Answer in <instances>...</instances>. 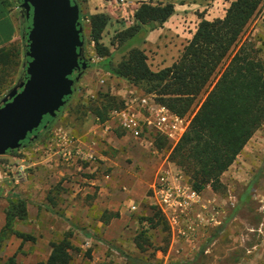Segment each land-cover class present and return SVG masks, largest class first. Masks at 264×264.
<instances>
[{
    "label": "rangeland",
    "instance_id": "rangeland-1",
    "mask_svg": "<svg viewBox=\"0 0 264 264\" xmlns=\"http://www.w3.org/2000/svg\"><path fill=\"white\" fill-rule=\"evenodd\" d=\"M141 1L171 2L174 12L160 28L147 34L144 43L128 44L127 40H120L119 33L135 23L133 14ZM230 1L76 0L85 37L84 55L90 66L83 69L75 79L71 99L48 131L17 150L0 155V208L5 213L10 210L13 214L15 211L10 209L11 206L17 203L16 199L23 200L26 216L28 213L32 216L33 211L42 209L41 204H45V199L49 204L48 211L54 217L55 213L63 214L60 212L65 205L62 195L74 190L72 181L79 189L74 196L75 202L91 204V193L96 194L101 184L109 186V183L102 182L103 172H112L116 187L123 190L122 186L125 185L129 189L122 194L123 200L129 201L132 198L138 207L131 209L126 206L122 215L119 210H115L118 217L111 219L110 236H103V225L97 221L99 219L105 223L107 210H98L92 214L93 222L80 225L83 231L78 242H72L75 237L72 230L64 231V234L70 236L74 246L72 255L75 264H171L175 261L186 263L194 260L199 261V264H235L246 255L252 257V252L259 253L261 264H264V122L221 175L222 186L217 191L206 187L199 192V203L189 211H167L165 214L160 209L151 186L159 171L155 170L156 163L153 160L154 157L159 158L156 152L153 154L149 148L142 147L148 156L138 159L135 152L139 146L137 142L123 138L120 132L113 135L106 131L108 118L101 122L88 108L90 103L98 104L107 95L120 102L117 107L121 103L122 107L125 100L135 95L147 94L155 98L154 94L148 93L146 83L134 84L96 66L103 57L98 56L95 43L90 38L89 22L94 13H104L108 17L99 43L108 49L115 64L126 58L131 49L138 47L145 53L150 69L158 70L169 66L178 58L201 18L211 20L222 17ZM253 20L246 27L241 41H253V35L249 33ZM262 39L264 40V36ZM210 87L200 93V102ZM191 116L192 113H188L183 117L188 124ZM56 127H62L61 129L76 136L83 134L96 140L98 146L92 152L94 164H66L57 152L56 162H52V167H47L46 172L39 170L38 165L45 164L41 161L34 164V158L47 153L45 140L46 143L51 141ZM176 143L166 141L164 147L159 148L160 159H168L169 151ZM168 145L171 146L169 150ZM55 148L53 147L54 151ZM21 162L26 167L24 176L17 174V165ZM169 168L178 169L174 164ZM34 176L40 179L37 186L32 183ZM20 183H25V186L19 187ZM84 191L89 194L85 200V196L81 194ZM158 211L163 214L168 228H164L163 224L150 227L146 221L147 217ZM25 219L26 217L22 219L23 224L27 222ZM18 220L20 219L17 217L12 220L14 230H17ZM52 221L53 224L55 219ZM142 230H146L151 243L145 251L137 249L134 242ZM25 234L34 239L20 238L21 242H16V239L10 242L11 237L0 239V264H5L10 256H14L18 264H35L48 256L50 243L60 235L56 231L48 237L44 234H38V237L31 233Z\"/></svg>",
    "mask_w": 264,
    "mask_h": 264
},
{
    "label": "trees",
    "instance_id": "trees-1",
    "mask_svg": "<svg viewBox=\"0 0 264 264\" xmlns=\"http://www.w3.org/2000/svg\"><path fill=\"white\" fill-rule=\"evenodd\" d=\"M263 1L231 0L222 17L211 20L201 18L178 58L158 70L150 69L145 53L138 47L131 49L126 58L115 64L108 49L99 43L108 17L104 13H94L90 17V38L95 43L98 56L103 57L96 63L100 70L134 84L146 83L148 93L154 94L159 103L177 116L192 113L177 143L172 148L168 145V150L171 148L168 158L184 171L191 187L197 192L206 187L217 191L222 186L221 175L264 122V58L253 41H241ZM173 12L171 2L141 1L133 14L135 23L119 33L120 40L135 45L144 43L147 34L160 28ZM209 86L200 102L198 96ZM118 103L114 97L107 95L98 104L90 103L88 108L103 122L111 109L121 106L122 103L117 107ZM65 105L55 117L44 116L46 128L36 139L51 128ZM165 142L161 137L156 144L161 148ZM47 199L51 200L50 197ZM16 202L10 208L15 213L12 214L10 210L5 213L0 239L11 235L23 240L34 239L12 228L14 217L20 220L26 217L24 201L16 199ZM105 215L107 222L117 217L118 213L106 211ZM146 221L150 227L163 224L164 228H168L160 211L147 217ZM134 242L140 251H145L151 245L146 230L140 231ZM50 247L47 259L36 264H75L72 255L74 246L69 235L52 241ZM5 264L18 263L14 256H10ZM171 264H199V261H175Z\"/></svg>",
    "mask_w": 264,
    "mask_h": 264
},
{
    "label": "water",
    "instance_id": "water-1",
    "mask_svg": "<svg viewBox=\"0 0 264 264\" xmlns=\"http://www.w3.org/2000/svg\"><path fill=\"white\" fill-rule=\"evenodd\" d=\"M24 18V71L0 99V155L31 142L73 94L86 69L83 25L75 0H14ZM29 134H32L28 136Z\"/></svg>",
    "mask_w": 264,
    "mask_h": 264
},
{
    "label": "crops",
    "instance_id": "crops-1",
    "mask_svg": "<svg viewBox=\"0 0 264 264\" xmlns=\"http://www.w3.org/2000/svg\"><path fill=\"white\" fill-rule=\"evenodd\" d=\"M24 29H25L24 18L22 17L21 11L18 8L17 3L14 0H0V98H2L3 95L6 94L18 82V80L23 74L24 62H25V46L23 39ZM249 33L253 35L252 40L255 43V46L258 47L259 54L261 55V57L264 58V40L262 39V37L264 36V29L257 23L255 19L250 25ZM107 124L108 125L105 126L106 127L105 130L108 131L109 133H112L114 135V133L120 132L123 138L132 139L135 142H137L139 146L136 147L135 152H137L136 156L138 157V159L148 156L147 152H143L145 150L142 149V147L149 148L153 154L156 152L155 154H157L159 158H155V157L153 158L154 163H156L155 170L162 171L168 169L171 166V164H173L172 162H170L169 158L168 159L166 158V160L160 159L161 155H159L158 152L159 147L157 146L156 142L159 138L162 137L161 135L154 136L152 141H144L141 139H137L132 135L125 134L119 127H116L115 125L109 123L108 121ZM61 128L62 127H56L54 129L55 130L54 137L51 139V141L49 140V142L46 143L45 140L44 145H45V149L47 150V153H45V155L42 154V156H40L39 158L37 157L34 158L35 159L34 164H37V162L40 161L41 163L45 164V166L38 165L39 170H41L42 172L43 171L46 172L47 167H52V162L54 163L56 162L55 154H57V152L59 153L61 148H70V145L72 143H76L79 146V148L82 149L81 151L84 153V156L73 157L70 160L66 161L59 154L58 156L66 164H75V163H83V162L94 164L93 162L94 155L92 152L98 146L97 141L91 139L90 137H86L83 134L77 136L73 135L69 131ZM110 128L112 129L110 130ZM69 143L71 144L68 145ZM53 147H56L55 151L53 150ZM111 174L112 172H107V171L103 172L102 182L106 184L109 183V186L101 184L99 188H97L98 190L96 191V194L95 192L91 193L92 195L91 204L75 202L76 197L74 196L77 194V192H79V189L77 186H75V183L72 181L71 184L72 183L74 184V190L73 191L70 190L69 194L62 195L65 200V205H64V209H62L60 212H62L63 214L55 213V216L53 217L50 211H48V207H49L48 201L44 199L45 204H41L42 209H40V211L38 210L39 212L37 211V209L33 211L32 216L28 213V215L26 216L27 220L25 219V221L27 222L25 224H23L24 223L23 220L16 221V225H18L16 229L23 233H31L32 235L37 237L38 234H44L46 237H48L49 235L55 234V231L59 232L60 235H57L56 236L57 239L55 240L61 239L65 235L64 231L72 230L75 234V237L72 238V242H78V237L79 236L81 237L83 231L80 225L93 222L94 221L93 215L98 210H107V213L112 211L115 212V210H119V214L122 215L126 206L127 208L129 207L131 209L132 208L136 209V207L138 206L137 204L134 203L132 198H130L129 201L123 200L122 194H125L127 191H129L128 187L124 185L122 186L123 190L118 189L116 187L115 181L112 179ZM72 178H77V177L72 176ZM91 180L95 181V178H92ZM39 182H40L39 177L34 176L32 180V183H34L33 186H37ZM23 186H25V183H20L19 187H23ZM81 194L82 196H85L84 200L87 197H89L87 191L86 193L84 191ZM36 205L35 208L38 206ZM164 213L167 214L166 212ZM117 217H113L111 219L114 220L115 218L117 219ZM53 218L55 219V221L52 224ZM111 219H109L110 222L108 221L105 223H103V221L99 219L97 220L98 224L103 225V227L101 228V232L103 233L104 237L110 236L109 227L112 226V221H113ZM21 223L23 225H21ZM4 224H5V212L3 209L0 208V231L4 226ZM10 237H11L10 242L15 241V239L17 240L16 242H21L22 240L20 239V237L18 238L15 235H11ZM86 239L89 241L88 238ZM252 254H254L252 257L246 255L244 256V258L242 257L241 261L235 262V264H261L260 261L261 257L259 253L257 254L252 252ZM47 257L42 260H46Z\"/></svg>",
    "mask_w": 264,
    "mask_h": 264
},
{
    "label": "built area",
    "instance_id": "built-area-1",
    "mask_svg": "<svg viewBox=\"0 0 264 264\" xmlns=\"http://www.w3.org/2000/svg\"><path fill=\"white\" fill-rule=\"evenodd\" d=\"M254 18L264 29V1ZM107 121L137 139L152 141L154 136L161 135L169 143H176L188 124L186 119L177 116L147 94L130 97L124 101L122 107L111 109ZM81 150L76 143H72L70 148H61L59 154L68 161L73 157H83L84 153ZM25 172V164L19 163L17 174L24 176ZM152 189L163 212L174 213L179 210L183 213L199 203V192L191 187L184 171L179 167L159 171Z\"/></svg>",
    "mask_w": 264,
    "mask_h": 264
},
{
    "label": "flooded vegetation",
    "instance_id": "flooded-vegetation-1",
    "mask_svg": "<svg viewBox=\"0 0 264 264\" xmlns=\"http://www.w3.org/2000/svg\"><path fill=\"white\" fill-rule=\"evenodd\" d=\"M81 71H82V70H80V71H76L75 73H73L72 75H70V77H71V78H75L76 75H77L78 73H80ZM0 99H1V98H0ZM42 131H43V130H42ZM42 131H41V132H42ZM41 132H40V133H41ZM40 133H39V134H40ZM39 134H38V135H39ZM30 135H32V134H29L28 136H30ZM36 138H37V137H36ZM36 138H34V139H36ZM34 139H33V140H34ZM28 143H29V142H28ZM26 144H27V142H23V144H22L21 147H23V146L26 145ZM21 147H20V148H21Z\"/></svg>",
    "mask_w": 264,
    "mask_h": 264
}]
</instances>
